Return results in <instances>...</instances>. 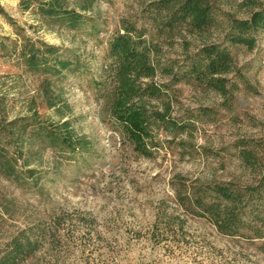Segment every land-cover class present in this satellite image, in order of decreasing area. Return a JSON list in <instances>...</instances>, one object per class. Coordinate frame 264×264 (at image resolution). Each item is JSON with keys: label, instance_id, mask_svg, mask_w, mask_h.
Listing matches in <instances>:
<instances>
[{"label": "rangeland", "instance_id": "rangeland-1", "mask_svg": "<svg viewBox=\"0 0 264 264\" xmlns=\"http://www.w3.org/2000/svg\"><path fill=\"white\" fill-rule=\"evenodd\" d=\"M263 11L0 0V264H264ZM122 36L147 53L128 72Z\"/></svg>", "mask_w": 264, "mask_h": 264}, {"label": "trees", "instance_id": "trees-1", "mask_svg": "<svg viewBox=\"0 0 264 264\" xmlns=\"http://www.w3.org/2000/svg\"><path fill=\"white\" fill-rule=\"evenodd\" d=\"M166 1L167 0H164V2H166ZM43 8H44L45 13H47L50 16H54V17L61 15L62 13L66 14V17L69 15L68 16L69 18L67 20H71V21H76L80 17V15H78V14H68L69 13L68 11H61V10L57 9L55 6H52L50 4L43 6ZM251 25L255 29L264 30V11L259 13V14H256L253 17ZM236 35H238V34H236ZM131 39H132L131 37L122 36V37L118 38V40L116 41L117 43L115 42L116 44H113V46H114L113 54L118 57L119 65H121V67L126 72L131 70V68L133 67L135 62L137 63V62L144 61L146 56H147L146 51H144V52L139 51L137 46H136V41L132 40V42H131ZM139 41H141V38H139ZM49 49L51 52H54L56 50L54 47H50ZM58 61L64 68L69 66V64L64 60H58ZM146 69L152 70L151 67H147V66H146ZM145 93L149 94V95H159L161 92L159 91V88L157 86H152L149 89H147L143 93V95ZM129 96L133 97V93L132 94L130 93ZM141 97H142V95H141ZM141 117H142V113H139V111L135 110V111L129 112V114H127V116L124 118V121H126V124L129 125L128 130H129V133H130L132 139L135 142L136 149L138 151L140 150V151H142V153H144L143 150L144 151H146V150L142 148V145H143L142 134H145L146 132L144 131L145 128H142V125H141L142 122L140 121ZM162 121L165 122L166 119L162 118ZM170 121L171 120H169L168 122H170ZM66 143L72 144L71 136H69L66 139ZM146 153H147V151H146ZM218 190L220 193H222V196L229 198L233 201L236 200V194H234V192H231V190H229V188L221 187V188H218ZM11 249H13V248H11ZM14 249H17V248H14ZM14 249L11 250L10 254L14 251ZM23 252H25V249L21 248L18 253L20 255ZM11 257H13V255ZM14 258H17V257H14Z\"/></svg>", "mask_w": 264, "mask_h": 264}]
</instances>
